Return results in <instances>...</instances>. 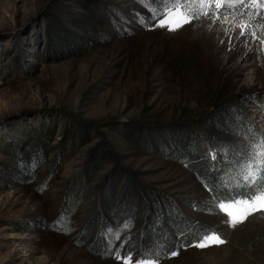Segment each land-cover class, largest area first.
Instances as JSON below:
<instances>
[{
  "label": "rangeland",
  "instance_id": "374dc122",
  "mask_svg": "<svg viewBox=\"0 0 264 264\" xmlns=\"http://www.w3.org/2000/svg\"><path fill=\"white\" fill-rule=\"evenodd\" d=\"M220 4L168 0L165 10L191 18L170 31L157 26L165 10L155 16L141 0H0V264H264V213L230 226L238 209L214 202L185 163L161 153L186 128L211 127L222 107L248 109L264 127V0ZM116 166L176 197L202 198L207 210L189 214L225 243L162 261L79 246L77 229ZM69 187L82 201L65 224Z\"/></svg>",
  "mask_w": 264,
  "mask_h": 264
},
{
  "label": "trees",
  "instance_id": "16d2710c",
  "mask_svg": "<svg viewBox=\"0 0 264 264\" xmlns=\"http://www.w3.org/2000/svg\"><path fill=\"white\" fill-rule=\"evenodd\" d=\"M141 1L155 16H160L168 6V0ZM121 12L119 10L117 14L125 19ZM77 54L68 53L62 58ZM262 98L257 108L264 118V93ZM215 114L208 120L211 127H205L204 123L192 129L188 127L179 139L173 138L172 148L157 153L185 163L216 203L256 194L259 191L256 186L251 189L244 186V166L251 153H260L259 159H264V127L256 121V114L245 108L222 107ZM70 138L69 133H64L61 146H66ZM158 142L168 148L164 139ZM81 198L77 187H69L63 196L58 219L69 223ZM92 207L91 214L77 229L74 238L79 246H85L91 254L102 257H109L120 246L125 253L136 254L142 260L162 261L170 253L189 248L217 232L212 224L189 214L190 210H207V202L202 198L176 197L146 185L119 166L98 184ZM127 225L132 226V231L119 233ZM121 233L123 237L119 241Z\"/></svg>",
  "mask_w": 264,
  "mask_h": 264
},
{
  "label": "snow or ice",
  "instance_id": "6c2138e0",
  "mask_svg": "<svg viewBox=\"0 0 264 264\" xmlns=\"http://www.w3.org/2000/svg\"><path fill=\"white\" fill-rule=\"evenodd\" d=\"M209 2H212V0H209ZM240 2L244 4L245 0H240ZM251 2L255 3L256 0H251ZM215 5L217 8H219L221 6L220 0H215ZM205 15H207V13H205ZM257 16H259L260 19L264 20V15H261L260 12H257ZM190 22L191 18L184 16L182 8L178 6L174 9L165 10V12L163 13V17L159 19L157 26L167 27L168 30L171 31L175 30L176 26L178 25ZM260 155V153L250 154V159L244 166L245 174L243 176V179L246 182L244 186L250 189L253 188V186H256L259 191L251 196L242 195L232 198L229 207L238 209V214L231 211L228 212V223L232 227H235L239 223H243L244 220H246L247 217L252 215L253 213H264V175H261L262 171H264V159H259ZM213 159H215V157H213ZM220 207L225 208V205L222 203L220 204ZM223 243H225V241L222 240L217 234H211L204 240H201V242H199L196 246L204 248L209 246L210 244ZM170 255H177V253L172 252L170 253Z\"/></svg>",
  "mask_w": 264,
  "mask_h": 264
},
{
  "label": "built area",
  "instance_id": "2783aa9c",
  "mask_svg": "<svg viewBox=\"0 0 264 264\" xmlns=\"http://www.w3.org/2000/svg\"><path fill=\"white\" fill-rule=\"evenodd\" d=\"M215 1V0H214ZM221 1V0H220Z\"/></svg>",
  "mask_w": 264,
  "mask_h": 264
}]
</instances>
